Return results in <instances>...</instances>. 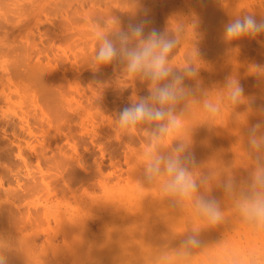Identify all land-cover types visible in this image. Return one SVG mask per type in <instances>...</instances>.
<instances>
[{
    "label": "rangeland",
    "instance_id": "obj_1",
    "mask_svg": "<svg viewBox=\"0 0 264 264\" xmlns=\"http://www.w3.org/2000/svg\"><path fill=\"white\" fill-rule=\"evenodd\" d=\"M145 8L150 10L152 20L146 31L156 26L177 41L168 56L169 66L176 71L189 65L196 69L195 76H185L186 95L173 107L178 126L161 137L153 135L159 121L140 122L132 128H120L117 124L119 111L148 95L152 81L141 73L128 72L126 61L95 62V53L102 44L99 34L108 35L135 23ZM244 14L264 19V0H0V189L8 187L15 194L11 195L12 199L7 190L1 189L4 191L0 190V203L9 197L6 203L17 205L10 212V206L5 202L6 208L0 204L5 208L2 211L0 207V218L4 214L11 222L3 226L1 220L5 218L0 219V238L8 241V236L13 238L14 234L20 238L23 232L22 237L29 239L32 234L37 236L33 241L38 243L36 247L39 245L34 251H40L38 259L35 252L31 253L33 257H21L20 261L16 255L12 258L17 260H11V264H252L253 260L256 261L253 264H264V227L241 215L246 195L253 191L264 193V186L258 183L253 186L255 178L264 175V110H261L264 106V34L229 41L222 32L228 20ZM129 43L134 46L139 38L133 37ZM43 71L49 79H40ZM232 80L245 88V94L237 102L229 95L228 83ZM18 121H22L21 125ZM257 123L260 124L256 132L259 147L251 143L249 136V129ZM179 143L184 145V152L173 151ZM20 153L27 157L26 161ZM56 154L67 160L77 155L76 163L83 162L77 163L78 167L73 164L75 161L70 163L81 169L78 172L85 182L87 173L91 185L84 182L83 186L81 179L82 182L71 179L75 178L74 172L70 171L72 176L65 172L69 167L73 169L69 161L65 163L63 159L65 168L63 164L55 167L59 163L56 160H60L54 157ZM169 154L181 158L189 154L194 160L188 165L193 178L199 183L202 177H207V182L199 183L198 191L189 199L165 191L172 177L163 171V165L159 175L148 179L146 169L151 158ZM37 160L45 170L40 169L43 166H38ZM53 161L57 163L52 165ZM108 171H112L113 179L106 186L104 179ZM61 172L66 173H63L65 178ZM94 172L95 179L90 177ZM57 174L67 186L63 185L65 191L56 187L60 182ZM31 177H36L35 181ZM40 177L47 178L50 185ZM25 179L34 182L28 180L32 184L27 186ZM64 179L71 182V189ZM90 179L95 180L91 181L93 184ZM51 184L56 190H52ZM40 185L44 186L43 192L50 191L48 185L51 187V193L46 191L48 197L42 192L33 195L31 190L35 187L38 192ZM68 188L79 192L74 194ZM88 188H91L89 192L94 191L88 194ZM21 194L26 198L20 201ZM199 197L217 201L221 212L218 223H210L202 214L196 203ZM38 205L43 210V214L37 211L38 214L44 216L50 211L49 216L40 221V214L37 220L33 215L31 221L36 224L25 221L27 224L22 227L27 210L29 216ZM13 215L18 221L23 220L19 221L20 225ZM60 215L62 220L65 216L69 217L66 220L71 218L72 223L81 220L80 226L74 224L80 228L74 229L76 226L71 225L69 229L73 226V231L68 230L69 223L60 222ZM11 218L17 224H12ZM99 220L105 227L107 224V231L103 226V230L97 228ZM86 221L92 222L90 225L93 230H99L98 234L90 230L89 224L86 226L90 232L87 228L84 230ZM8 225L12 229L21 226L26 232L9 228L11 231L5 230L8 233L2 232ZM64 228L68 234L72 232L70 238ZM91 231L97 235L94 238L97 245H101L86 246L87 241L95 242L89 239L93 237ZM101 233H105L104 238ZM193 235L201 242L200 246L185 247L183 241ZM100 236L105 247L98 240ZM47 240L54 246L59 245L52 248L46 244L52 242ZM43 241H47L45 249L40 246ZM8 243L5 242V247L2 244L3 249L6 250ZM14 243V249L11 243L8 249L18 254L20 250L15 247L18 243ZM62 243L64 249L60 246ZM28 247L31 252L35 248L28 245L26 250ZM4 252L10 264L13 254ZM23 253L21 256H27L30 251Z\"/></svg>",
    "mask_w": 264,
    "mask_h": 264
},
{
    "label": "clouds",
    "instance_id": "obj_2",
    "mask_svg": "<svg viewBox=\"0 0 264 264\" xmlns=\"http://www.w3.org/2000/svg\"><path fill=\"white\" fill-rule=\"evenodd\" d=\"M152 24L150 10L145 8L140 19L135 23H129L126 28L117 30L111 34L100 33L102 44L95 53V62L98 64H110L113 61H126L127 70L130 73H141L153 83L148 95L138 101L125 105L118 114L117 124L120 128L134 127L140 122H155L153 135L161 137L168 134L178 126L173 107L186 95L183 86L185 76H195L196 69L191 65L182 71H176L168 64V56L176 46L177 41L169 37L165 32L155 27L146 31ZM223 37L226 40H239L243 37H256L264 34V19H257L252 14H244L228 20L223 25ZM139 38V43L130 45L131 38ZM165 81V83H160ZM230 99L237 102L245 94L242 83L232 80L228 83ZM264 110V106L262 109ZM260 124H254L249 129L251 143L259 147L256 140V132ZM174 152H184L182 143L175 146ZM194 163L189 154L183 158L171 154L156 155L148 163L146 173L148 179L166 171L172 179L165 185V191L181 198L189 199L198 191L199 183L207 182V177H202L198 183L189 170L188 165ZM259 163V161H258ZM264 167V165H262ZM264 186V175H258L255 184ZM197 207L212 224L221 219V212L215 199L199 197ZM241 211L245 218L259 227H264V193L253 191L244 197ZM201 242L195 235L189 236L183 245L199 247ZM0 264H8V257L0 252Z\"/></svg>",
    "mask_w": 264,
    "mask_h": 264
},
{
    "label": "bare ground",
    "instance_id": "obj_3",
    "mask_svg": "<svg viewBox=\"0 0 264 264\" xmlns=\"http://www.w3.org/2000/svg\"><path fill=\"white\" fill-rule=\"evenodd\" d=\"M222 3H223V2H222ZM137 4H140V2H138ZM143 5H144V4H143ZM133 6H134V3H133ZM137 6H138V5H137ZM142 7H143V6H142ZM139 8H140V7H138V9H139ZM132 9H133V8H132ZM135 9H136V8H135ZM140 9H141V8H140ZM143 9H144V7H143ZM204 9H205V8H204ZM224 9H225V8H224ZM197 10H198V9H197ZM141 11H142V10H141ZM138 12H139V10H138ZM164 13H165V12H164ZM211 13H212V12H211ZM211 13H210V14H211ZM134 14H135V12H134ZM136 14H138V13H136ZM156 14H157V13H156ZM166 14H167V13H166ZM215 14H216V13H215ZM212 15H213V13H212ZM256 15H257V13H256ZM259 15H260V13H259ZM136 16H137V15H136ZM141 16H142V15H141ZM210 16H211V15H210ZM215 16H216V15H215ZM262 19H263V18H262ZM163 20H164V19H163ZM208 21H209V20H208ZM149 27H150V26H149ZM153 27H154V26H153ZM155 27H156V26H155ZM0 49H1V48H0ZM5 50H6V49H5ZM217 50H218V49H217ZM0 52H1V51H0ZM235 60H236V59H235ZM179 65H180V64H179ZM234 67H235V66H234ZM202 70H203V69H202ZM5 72H6V71H5ZM41 73H42V72H41ZM43 73H44V77H42ZM43 73H42L41 76L38 75V76L40 77V79H41V78H42V79L45 78V74L47 75L46 72L43 71ZM48 75H49V74H48ZM3 76H4V75H3ZM47 77H48V76H46V78H47ZM245 77H246V76H245ZM46 78H45V79H46ZM198 78H199V77H198ZM48 79H49V77H48ZM7 82H8V81H7ZM44 84H45V82H44ZM152 86H153V85H152ZM24 90H25V89H24ZM25 92H26V91H25ZM17 95H18V94H17ZM9 97H10V96H9ZM5 98H6V97H5ZM23 98H24V97H23ZM1 101H3V100H1ZM7 102H8V101H7ZM8 109H9V108H8ZM14 110H15V109H14ZM41 110H42V109H41ZM19 112H20V111H19ZM21 119H23V118L21 117ZM21 119H20V120H21ZM41 119H42V117H41ZM47 119H48V118H47ZM180 119H181V118H180ZM39 121H41V120H39ZM18 122H19V121H18ZM21 122H22V121H21ZM21 122H19L20 125H21ZM28 124L30 125V123H28ZM16 126H18V125H16ZM22 127H23V126H22ZM24 127H25V126H24ZM24 127H23V128H24ZM28 127H29V126H27L26 128L30 130L31 128H28ZM26 128H25V129H26ZM131 128H132V127H131ZM32 130H33V129H32ZM127 130H128V129H127ZM1 131H2V130H1ZM120 131H121V130H120ZM172 131H173V130H172ZM116 132H117V131H116ZM128 132H129V131H128ZM29 133H30V132H29ZM30 134H31V133H30ZM132 136H133V135H132ZM137 136H138V135H137ZM174 136H175V135H174ZM122 137H123V136H122ZM138 137H139V136H138ZM164 139H165V138H164ZM10 140H11V139H10ZM140 141H141V140H140ZM162 141H163V140H162ZM75 142H76V141H75ZM75 142H74V143H75ZM127 143H128V142H127ZM168 143H169V142H168ZM71 145H72V144H71ZM120 145H122V144H120ZM122 146H123V145H122ZM77 147H78V144H77ZM120 147H121V146H120ZM21 148H22V147H21ZM14 149H15V148H14ZM77 149H78V148H77ZM172 149H173V148H172ZM63 150H64V149H63ZM74 150H75V149H74ZM20 151H21V150H20ZM61 151H62V150H61ZM65 151H66V150H65ZM65 151H64V152H65ZM155 151H156V150H155ZM37 152H38V151H37ZM20 154H21V153H20ZM23 155H25V154H23ZM56 155H57V154H56ZM56 155H55L54 157H60V158H59L60 160H58V159L56 160V158L54 159V160H56V161H59V163H57L56 161H55V162L53 161L54 164L52 163V165H55V164L57 163V165H56L55 167H57V166H58V167H59V166H62V165H60V164H63V167H64V164H65V163H68V161H69L68 164H71L70 162H72V161H75L74 163L72 162L73 164H75L76 161H77V159H78V158L76 157L77 155L75 156V154H74L73 157H71V159L73 158V159H76V160H71L70 158L67 160V159H65V158H62L61 155H63V153H62L60 156H58V155L56 156ZM67 155H68V154H67ZM67 155H65V157H66ZM20 156L22 157V154H21ZM36 156L39 157V153H38V155H37V153H36ZM43 156H44V155H43ZM63 156H64V155H63ZM78 156H79V155H78ZM68 157H69V156H68ZM74 157H76V158H74ZM23 158H24V157H22L21 159L24 161L27 157L24 158V159H23ZM39 158H41V157H39ZM39 158H38V160H39ZM44 158H46V157H44ZM28 159H29V158H28ZM28 159H27V160H28ZM51 159H53V158H51ZM63 159L65 160V163H64V160H63ZM38 160H37V161H38ZM40 160H41V159H40ZM43 160H44V159H43ZM70 160H71V161H70ZM25 161H26V160H25ZM41 161H42V160H41ZM46 161H47V160H46ZM61 161H62V162H61ZM66 161H67V162H66ZM80 161H81V160H80ZM80 161H79V163H78V162H77V163L80 164ZM27 162H28V161H27ZM81 162H83V161H81ZM220 162H221V161H220ZM40 163H41V162H40ZM40 163H39V161H38V166H39V165L41 166ZM42 163H43V162H42ZM77 163H76V164H77ZM78 164L76 165L77 167H78ZM81 164H83V163H81ZM99 164H100V163H99ZM99 164H98V165H99ZM65 165H67V164H65ZM71 165H72V164H71ZM71 165H70V166H71ZM42 166H43V167H42ZM42 166H41L42 168H40V167H39V168L45 170L46 167L44 168V165H43V164H42ZM76 166H73V165H72L73 169H75V170L72 169L73 171L70 170V169H71L70 167L67 168V169H69V171H68V170L65 171L66 173L68 172V174H70L71 172H72V173L74 172V176H75L74 179H75V180L73 179V177L71 178L73 181H77V179H78V181H79L80 179L82 180V174H81L80 172H78V171H80L81 169H80V170L77 169ZM80 166H82V165H80ZM100 166H101V165H100ZM100 166H99V167H100ZM140 167H142V166H140ZM47 168H48V167H47ZM59 168H60V167H59ZM61 168H62V167H61ZM64 168H65V167H64ZM64 168H62L63 171H64ZM79 168H80V167H79ZM81 168H83V167H81ZM76 169H77V170H76ZM84 169H85V168H84ZM99 169L101 170V169H103V167H102V168H99ZM129 169H131V168H129ZM56 170H57V169H56ZM62 170H60V171H62ZM82 170H83V169H82ZM127 170H128V169H127ZM70 171H71V172H70ZM98 171H99V170H98ZM98 171H96V172H97L96 174H99ZM131 171H132V170H131ZM41 172H43V171H41ZM46 172H47V174H48V173H49V170H47ZM58 172H59V171H58ZM65 172H61L62 174H61V173H59V174H61V176L63 175L64 178H65V175L63 174V173H65ZM69 172H70V173H69ZM100 172H102V170H101ZM105 172H106V170H105ZM66 173H65V174H66ZM72 173L70 174L71 176L73 175ZM103 173H104V171H103ZM103 173H101V174H103ZM27 174H28V173H27ZM42 174H43V173H42ZM45 174H46V173H45ZM45 174H44V175H45ZM47 174H46V175H47ZM68 174H67V176H68ZM89 174H90V173H89ZM93 174H95V172H94V173H91V176H90V177H92ZM96 174H95V175H96ZM101 174H100V175H101ZM112 174H113L112 171H108L107 174H106L107 177L105 176L106 179H109V181H108V180L106 181V179H104V181H105V182H104V181H102V179L99 178V179L102 181V184H103V182L105 183L106 186L108 185V182H109V184H112V183H110V180H111ZM31 175L34 176V174H31ZM44 175H42V176H44ZM70 175L68 176V177H69V178H68L69 180H71V179H70V177H71ZM104 175H105V174H104ZM123 175H124V174H123ZM27 176H28V175H26V177H27ZM29 176H30V175H29ZM37 176H38V175H37ZM37 176H36V177H37ZM47 176H48V175H47ZM47 176H46V177H47ZM56 176H57L58 181H60L61 178H60V179L58 178V176H60V175L57 174ZM61 176H60V177H61ZM119 176H120V174H119ZM132 176H133V175H132ZM36 177H31V178L34 180ZM83 177H84V176H83ZM86 177H87V173H86ZM86 177H84L83 179H86V182H87V184H88L89 177H87L88 180H87ZM96 177H97V176H96ZM29 178H30V177H29ZM40 178H41V179H44L45 177H43V178L40 177ZM40 178H39V179H40ZM62 178H63V177H62ZM66 178H67V177H66ZM92 178H94V176H93ZM97 178H98V177H97ZM128 178H129V177H128ZM128 178H127V179H128ZM26 179H27V178H26ZM26 179H25V181H27V182H28V180H29V182H30V180H31V179H28V180H26ZM39 179H37V180H39ZM48 179H49V177H48ZM57 179H56V180H57ZM68 179H64V181H65V183H66V182H69V183H70V185H68V187L70 186V189H71V188H72V187H71V182H70ZM94 179H95V178H94ZM94 179H93V181H95ZM112 179H113V177H112ZM121 179H122V178H121ZM121 179H120V181H122L124 178H123L122 180H121ZM125 179H126V178H125ZM33 180H31V182H34V181H35V180H34V181H33ZM46 180H47V178L44 179L45 183L48 182V180H47V181H46ZM67 180H68V181H67ZM72 180H71V181H72ZM81 180H80L79 182H82V181H83V180H82V181H81ZM100 180H99V182H100ZM42 181H43V180H42ZM61 181H62V180H61ZM61 181H60V182H61ZM64 181H63V182H64ZM91 181H92V179H90V183L93 182V181H92V182H91ZM27 182H25V184H27V186L32 184V183L30 184L29 182H28V183H27ZM40 182H41V181H40ZM60 182H59V184L57 183L56 187L59 186V189H62L63 191H65L64 189L67 188L66 184H64V183L61 182L62 185L60 186ZM84 182H85V180L81 183L83 186H84V184H83ZM86 182H85V183H86ZM96 182H97V181H96ZM43 183H44V182H43ZM77 183H78V182H77ZM77 183H76V184H77ZM1 184H2V183H1ZM48 184L50 185V182H48ZM67 184H68V183H67ZM74 184H75V183H74ZM92 184H93V183H92ZM99 184L102 185L101 183H99ZM119 184H121V183L119 182ZM23 185H24V184H23ZM35 185H37V186H36L37 188L39 187L38 184H35ZM41 185H42V182H41ZM41 185H40V186H41ZM43 185L45 186V184H43ZM49 185L47 186V188L49 187V188H50V191H51V187H53V189H52L53 191L56 190V188L54 189V187H55L54 184H53L54 186L51 184V185H52L51 187H50ZM63 185H65L66 188H64L65 186L63 187ZM90 185H91V184H90ZM90 185L88 184V186H90ZM116 185H118V184H116ZM24 186H25V185H24ZM24 186H23V187H24ZM27 186H26V187H27ZM44 186H41V190H42V187H44ZM73 186H74V185H73ZM83 186H82V187H83ZM94 186H95V185H94ZM102 186H103V185H102ZM112 186H115V185H112ZM112 186H111V187H112ZM122 186H123V185H122ZM33 187H34V186H33ZM60 187H62V188H60ZM78 187H79V186H78ZM91 187H92V186H91ZM37 188L34 187L35 190H36ZM45 188H46V186H45ZM45 188H43V189H45ZM63 188H64V189H63ZM85 188H86V187H85ZM85 188L83 187L82 190H84V191L87 190V189H85ZM92 188H93V187H92ZM108 188H109V187H108ZM112 188H114V187H112ZM116 188H117V187H116ZM118 188H119V185H118ZM132 188H133V187H132ZM152 188H154V186H153ZM1 189L7 190L8 187H6V189H5V188H1ZM1 189H0V190H1ZM29 189H33V188L30 187ZM34 189L31 190V192H32V191L34 192L33 195H35V193L38 194L39 192H42V194L45 193V195L47 196V195H49V194H48V193L46 194V191H48L49 193H51V192H50L49 190H47V189H45V192H43L44 190H42V191L39 190L40 188L38 189V190H39L38 192H37V190L35 191ZM68 189H69V188H68ZM68 189H67L66 191H68ZM70 189H69V190H70ZM73 189H74V188H73ZM73 189H72V190H73ZM75 189H76V188H75ZM77 189H78V188H77ZM80 189H81V188H80ZM89 189H91V188H88V191H87L88 194L94 191V190H93V191L90 190L91 192H89ZM121 189H122V188H121ZM4 190H1V191H4ZM23 190H24V188H23ZM1 191H0V195H1ZM24 191H27V192H24V193H28V190L25 189ZM53 191H52V192H53ZM63 191H61V192H63ZM70 191H71V190H70ZM80 191H81V190H80ZM7 192L10 193V194L7 193L8 196H11V195L13 194V193H11V192H12L11 190H9V191L7 190ZM14 192H15V191H14ZM31 192H30V193H31ZM57 192H59V191H57ZM71 192L74 193L73 191H71ZM77 192H79V191H77ZM77 192H76V193H77ZM85 192H86V191H85ZM96 192H97V191H96ZM2 193H3V192H2ZM4 193H5V194H4ZM4 193H3V195H4V197H6V191H5ZM15 193H17V192H15ZM54 193H55V192H54ZM54 193H53V194H54ZM63 193H64V192H63ZM76 193H74V194H76ZM81 193L84 194L83 192H81ZM17 194H18V193H17ZM39 194H40V193H39ZM42 194H41L40 196H42ZM56 194H58V193H56ZM65 194H66V193H65ZM67 194H70V193H67ZM77 194H78V193H77ZM85 194H86V193H85ZM3 195H2V197H3ZM13 195H15V194H13ZM18 195L20 196V194H18ZM18 195H17V197H19ZM29 195H30V194H29ZM45 195H44V198H45ZM72 195H73V194H72ZM119 195H120V194H119ZM119 195H117V197H118ZM8 196H7V197H8ZM21 196H22V198L19 197L20 201L23 200V198H26V197H23L24 194H23V195L21 194ZM26 196H27V195H26ZM66 196H67V195H66ZM68 196H69V195H68ZM68 196H67V197H68ZM70 196H71V194H70ZM70 196H69V197H70ZM75 196H76V195H75ZM79 196H80V195H79ZM11 197H12V196H11ZM30 197H31V196H30ZM47 197H48V196H47ZM50 197H51V196H50ZM59 197H60V196H59ZM89 197L91 198V196H89ZM13 198H14V197H12V199H13ZM80 198H81V196H80ZM83 198H84V197H83ZM2 199H3V198H2ZM10 199H11V198H10ZM46 199H48V198H46ZM74 199H75V198H74ZM134 199H135V198H134ZM3 200H4V199H3ZM3 200H1V202L4 203L5 201H3ZM8 200H9V197H8L7 201H8ZM17 200H18V199H17ZM51 200H53V199L51 198ZM82 200H83V199H82ZM7 201H6V202H7ZM40 201H41V200H40ZM40 201H39V202H40ZM6 202H5V203H6ZM8 202H9V201H8ZM10 202H11V201H10ZM33 202H34V201H33ZM33 202H32V204H33ZM35 202H36V204H37L38 201L36 200ZM41 202H42V201H41ZM130 202H131V201H130ZM138 202H139V199H138ZM3 203H0V204L3 205ZM13 203H14V202H13ZM13 203H12V204H13ZM25 203H26V202H25ZM42 203H43V202H42ZM61 203H62V202H61ZM6 204H7V203H6ZM6 204H5V205H6ZM10 204H11V203H10ZM27 204H28V202H27ZM29 204H30V203H29ZM45 204H46V203H45ZM49 204H50V203H49ZM58 204H59V203H58ZM80 204H81V203H80ZM130 204H131V203H130ZM138 204H139V203H138ZM173 204H174V203H173ZM5 205H3V206H5ZM7 205H8V207L10 206V207H9L10 209H8L9 211L12 210V209H11L12 206H13V209H14L15 206H17V205H14V204H13L12 206L9 205V204H7ZM51 205H52V204H51ZM60 205H61V204H60ZM77 205H78V204H77ZM132 205H133V204H132ZM3 206H0V207L2 208ZM28 206H29V205H28ZM38 206H39L38 208H39L41 211H39L38 208H36V209H34V210H36V211L33 212V213H31L29 216H28V213H29L28 210H27V216H24V217H23V216L20 214V216L23 217V218H22V217H20V218L24 219V222H22L23 220L21 221V219L19 218V219H20L19 221H21L22 223H24V224L21 225L22 227L25 226L27 223H30V222H31L30 224H33V226H34V224H36V222L33 223V222L31 221V220H32L31 216L33 217V215H36V216H35V217H36L35 219L37 220V218H38V216H39V214H40V217H39L40 221H42V220L44 221V220L46 219V218H45L46 215L49 216V214H47V213H49L50 211L47 212V213L45 212L46 215L41 216V213H42V211H43V210L41 209L42 206H41V207H40V205H38ZM8 207H7V208H8ZM22 207H23V206H22ZM25 207H26V206H25ZM29 207H30V206H29ZM34 207H35V206H34ZM51 207H52V206H51ZM57 207H58V206H57ZM59 207H60V206H59ZM80 207H81V206H80ZM1 208H0V209H1ZM5 208H6V206H5ZM5 208L3 207L1 210L3 211V209H5ZM15 208H17V207H15ZM26 208H27V207H26ZM31 208H32V205H31ZM46 208H47V207H44V210H47ZM53 208H54V206H53ZM1 210H0V214H2V213H1ZM16 210H17V209H16ZM29 210H30V209H29ZM31 210H32V209H31ZM34 210H33V211H34ZM71 210H72V209H71ZM75 210H76V209H75ZM12 211H13V210H12ZM37 211H38V212H41V213L38 214ZM54 211H55V210H54ZM56 211H57V210H56ZM10 212H11V211H10ZM51 212H52V210H51ZM77 212H78V210H77ZM13 213H14V212H12V214H13ZM20 213H21V211H20ZM22 213H25V212L22 211ZM35 213H36V214H35ZM53 213H54V212H53ZM58 213H59V212H58ZM42 214H43V213H42ZM55 214H56V213H55ZM23 215H24V214H23ZM25 215H26V213H25ZM37 215H38V216H37ZM74 215H75V214H74ZM77 215H79V214H77ZM241 215H243V214H241ZM241 215H240V216H241ZM13 216H14V215H13ZM52 216H55V217H56V215H52ZM60 216H61V215H60ZM60 216H59V217H60ZM68 216H69V215H68ZM93 216H94V215H93ZM93 216H92V217H93ZM3 217H4L5 219H2ZM14 217L16 218V216H14ZM27 217H29V218L27 219ZM242 217H243V216H242ZM242 217H241V218H242ZM2 218H0V219H2L1 221H3V226H4L5 224L11 223V222H9L10 218L8 219L6 216H4V214H3ZM15 218H13V219H15ZM33 218H34V217H33ZM41 218H42V219H41ZM44 218H45V219H44ZM67 218H69V217H67ZM67 218H66V216H65V220H66ZM84 218H85V217H84ZM6 219H7L8 221H7ZM13 219L11 218V220H12V224H13V223H14V224H17V222H19L17 218H16L17 220L15 219V221H17V222H14ZM35 219H34V220H35ZM39 219H38V221H39ZM56 219H57V217H56ZM56 219H53V220H56ZM70 219H71V218H70ZM70 219H68V220H66V221H65L64 219L62 220V216H61V221H60V222H66V223H69V224H70V222H71ZM97 219H99V218H96V221H97ZM74 220H75V219H74ZM89 220H90V219H89ZM94 220H95V219H94ZM124 220H125V219H124ZM135 220H136V219H135ZM25 221H26L27 223H26ZM57 221H58V220H57ZM67 221H68V222H67ZM69 221H70V222H69ZM82 221H83V220H82ZM109 221H110V220H109ZM243 221H244V220H243ZM6 222H8V223H6ZM21 222H19L18 225H20ZM45 222H48V219H47ZM75 222H76V220H75ZM75 222H74V223L71 222L70 225H69V224L66 225V226H68V230H70L69 227H70L71 225H73V226H76V225H77V224L74 225ZM80 222H81V220H79V221L76 222V223H78V225H79V224H81ZM86 222H87V223H86ZM86 222H84V223H86V224H85V226H84L83 228H84V230L87 228V229H88L87 232H90L91 229L93 230V227H91L92 225H90V224H92V222H90V223H89L88 221H86ZM94 222H95V221H94ZM97 222H98V221H97ZM4 223H5V224H4ZM40 223H41V222H40ZM99 223H100V224H99L100 227H97V228H100L99 230H103L102 228L104 227V228L106 229V230H104V231H107V224H106V227H105L104 223L102 222V223H103V224H102V223L100 222V220H99ZM105 223H106V222H105ZM0 224L2 225V223H0ZM12 224H11V225H12ZM37 224H38V223H37ZM87 224H89L88 226L91 227L90 230H89V227L86 226ZM93 224H94V223H93ZM101 224H102V225H101ZM110 225H111V224H110ZM8 226H9V225H8ZM21 226H20V228H17V226L14 225V228L16 227V228L18 229V231H23V230L25 231L26 229L24 228V229L22 230ZM29 226H30V225H29ZM29 226H27L26 228L28 229ZM37 226H38V225H37ZM73 226L71 227V230H72V231H73V229H72ZM79 226H80V225H79ZM102 226H103V227H102ZM0 227H1L0 230H2V226H0ZM18 227H19V226H18ZM62 227H65V226L62 225ZM62 227H61V228H62ZM77 227H78V226L74 227V229H75V228L77 229ZM247 227H248V229L250 228L249 226H247ZM7 228H9V229H11V230H13V231H16V230H17V229H12L13 227H12V226H11V227L9 226V227H5V228H4V231H2V232H6L7 230H9V229H7ZM79 228H80V227H78V229H79ZM19 229H21V230H19ZM5 230H6V231H5ZM11 230H9V231H11ZM64 230H65V228H64ZM71 230H70V231H71ZM97 230H98V229H97ZM97 230H96V231H97ZM99 230H98V231H99ZM119 230H120V229H119ZM94 231H95V228H94L93 232H94ZM96 231H95V232H96ZM98 231L96 232L97 234H98ZM104 231H103V232H104ZM248 231H249V230H248ZM260 231H261V230H260ZM25 232H26V231H25ZM65 232H67V234H68V231L65 230ZM84 232H85V231H84ZM91 232H92V231H91ZM93 232H92V233H93ZM6 233H8V232H6ZM13 233H14V232H13ZM22 233H23V232H22ZM22 233H21L20 238H19V236L16 237V234H14L15 237H16L17 239H16L15 237H13V238H14V239H13L10 235H9V236H8V235H5V236H8L9 238L11 237L10 239L8 238V241H7V239H6V241H5V240L3 241V240L0 238V241H2V242H0V244H1V245H0V250H3L2 253H4V254H5L4 251L7 252V251L10 250V249H8V246H9L8 244H10V243H11L10 246H12L13 249H14V246H13L12 243H14V242H15V243L17 242L19 246H22V245H23V246H22L23 248H20L18 245H15V243H14L15 247L17 246V247L19 248L20 251H18V252H17L18 254H16V253H15L16 251H14V250L12 249V247H11L12 252H11V250H10L9 252H11V254H13V255L10 256V261H11V260H12V261H13V260H17L18 256H20L19 259H18L19 261H20V258H21V257H22V258H23V257H28V255H29V257H33L34 254H32V255H33V256H32L31 253H34V252H35V254H36L35 258H37V253L40 254V253H39L40 251L38 250V249H39V247H38L39 245L37 246L38 249H37L36 251H34V250L37 248L36 245H37L38 243L35 244L36 242H33V241H34V238L37 237V236H32V234H31V236H30V235L28 236V237H29V239H28L27 236H26V237H22ZM0 234H1V231H0ZM17 234L19 235L20 233L18 232ZM58 234H59V232H58ZM69 234H72V232H70ZM69 234H68V236H69V238H70V235H69ZM94 234H95V233H93V234L91 235V237L93 236L92 238H89L90 241H92V240L95 241V240H96V239H94V238L97 237V235H94ZM104 234H105V233H103V234L101 233L100 235L103 237V236H105ZM117 234H118V233H117ZM248 234H249V233H248ZM26 235H27V234H26ZM65 235H66V233H65ZM76 235H77V234H76ZM245 235H246V234H245ZM249 235H251V234H249ZM57 236H58V235H57ZM68 236H67V238H66V237H64V238H66V239L68 240ZM101 236H100V237H101ZM112 236H113V235H112ZM1 237H2V236H1ZM30 237H31V238H30ZM50 237H52V235H51ZM100 237H99V238H100ZM102 237H101L100 239L98 238V240L101 241ZM251 237H252V236H251ZM2 238H3V237H2ZM5 238H6V237H5ZM21 238H22V239H21ZM24 238H27V240L25 239V242L22 243V240L24 241ZM47 238H48V237H47ZM52 238H53V237H52ZM54 238H55V237H54ZM103 238H104V237H103ZM232 238H233V237H232ZM254 238H255V237H254ZM259 238H260V237H259ZM18 239H19V240H18ZM20 239H21V240H20ZM30 239H33V240H32L33 243L31 242ZM49 239H50V238H49ZM109 239H110V237H109ZM9 240H13V241L10 242ZM15 240H17V241H15ZM28 240H30V241H28ZM52 240H53V239H52ZM81 240H82V239H81ZM20 241H21V242H20ZM27 241H28V242H31V243H30V244L32 245L31 249H32L33 247H35V248H33L32 252H31V250H30V247H28V250H26L28 245L31 246ZM35 241H36V240H35ZM37 241H38V240H37ZM47 241L52 242L51 240H47ZM47 241H43V242H41L40 246H41L43 249H45V246H46V245L44 244V242H47ZM54 241H55V239H54ZM68 241H69V240H68ZM83 241H84V240H83ZM86 241H87V240H86ZM96 241H97V240H96ZM96 241H95V242H92V243L87 241L85 244H87L86 246H89V247L91 246V244H95L94 246H99V245H101V244H98V245H97V242H98V241H97V242H96ZM100 241H99V243H101L103 240H102L101 242H100ZM3 242H4V243H3ZM5 242H7V243L9 242V243L7 244V248H6V250L3 249V247H2V244H3L4 247L6 246V245H5ZM26 242H27V243H26ZM38 242H39V241H38ZM17 243H16V244H17ZM19 243H22V244H19ZM52 243H53V242H52ZM52 243H48V242H47L46 244H49V246L51 245V247H52V245H53V247L55 248V246H56L57 243L55 244V246H54V243H53V244H52ZM88 243H90V245H88ZM102 243H104V241H103ZM247 243H248V242H247ZM26 244H27V245H26ZM43 244H44V246H42ZM64 244H67V243H64ZM107 244H108V243H107ZM214 244H215V243H214ZM24 245H25V246H24ZM58 245H59V244H57V246H58ZM61 245H63V243L60 244V246H61ZM104 245L106 246V243H104L103 246H104ZM251 245H252L251 247H253V244H251ZM10 246H9V248H10ZM49 246H48V247H49ZM57 246H56V248H57ZM65 246H66V245H65ZM67 246H68V245H67ZM105 246H104V247H105ZM215 246H216V245H215ZM25 247H26V248H25ZM41 247H40V248H41ZM53 247H52V248H53ZM61 247L63 248L64 245L61 246ZM70 247H71V245H70ZM91 247H92V246H91ZM233 247H234V246H233ZM18 248H17V249H18ZM24 248H25V249H24ZM49 248H50V247H49ZM52 248H51V249H52ZM85 248H86V247H85ZM245 248H246V247H245ZM256 248L258 249L257 246H256ZM7 249H8V250H7ZM15 249H16V248H15ZM22 249H23V250H22ZM63 249H64V248H63ZM236 249H237V248H236ZM259 249H260V248H259ZM259 249H258V250H259ZM47 250H48V249H47ZM57 250H58V249H57ZM13 251H14V253H13ZM23 251H24V252H26V251H30V253H29V254L26 253L27 256H24L25 253H23ZM41 251H44V250H41ZM252 251H253V250H252ZM9 252H7L6 254H7V255H8V254L10 255ZM19 252H20V254H19ZM243 252L245 253V251H243ZM240 253H241V251H240ZM256 253H257V252H256ZM261 253H262V252H261ZM263 253H264V252H263ZM22 254H24V255L21 256ZM241 254H242V256H243V253H241ZM245 254H246V253H245ZM247 254H248V253H247ZM252 254H254V253L252 252ZM259 254H260V253H259ZM16 255H17V258H12V257H16ZM30 255H31V256H30ZM38 256H39V255H38ZM247 256H248V255H247ZM254 256H255V254H254ZM222 257H223V256H222ZM240 257H241V255H240L238 258H240ZM251 257H253V256H251ZM259 257H260V255L257 256L258 259H260ZM8 258H9V257H8ZM38 258H39V257H38ZM38 258H37V259H38ZM248 258H249V257H248ZM253 258H254V257H253ZM249 259H250V258H249ZM251 259H252V258H251ZM255 259H256V258H255ZM33 260H35V259H33ZM204 260H206V259H204ZM247 260H248V259H247ZM12 261L10 262V264L12 263ZM36 261H37V260H36ZM238 261H239V260H238ZM14 262H15V261H14ZM246 262H247V261H246ZM254 262H256V261L253 260V263H254ZM259 262H260V260H259ZM239 263H243V262H239ZM248 263H250V262L248 261ZM253 263H252V264H253ZM263 263H264V262H263ZM8 264H9V262H8ZM255 264H256V263H255ZM257 264H258V263H257Z\"/></svg>",
    "mask_w": 264,
    "mask_h": 264
}]
</instances>
